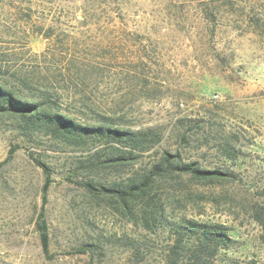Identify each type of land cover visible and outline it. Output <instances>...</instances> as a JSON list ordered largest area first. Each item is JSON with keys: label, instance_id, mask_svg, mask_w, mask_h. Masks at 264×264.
<instances>
[{"label": "rangeland", "instance_id": "1", "mask_svg": "<svg viewBox=\"0 0 264 264\" xmlns=\"http://www.w3.org/2000/svg\"><path fill=\"white\" fill-rule=\"evenodd\" d=\"M0 83L49 117L129 133L65 138L0 115V264H164L188 221L227 228L212 264H264V0H0ZM165 152L230 176L164 171L124 211L114 190Z\"/></svg>", "mask_w": 264, "mask_h": 264}, {"label": "trees", "instance_id": "2", "mask_svg": "<svg viewBox=\"0 0 264 264\" xmlns=\"http://www.w3.org/2000/svg\"><path fill=\"white\" fill-rule=\"evenodd\" d=\"M6 112L17 115V117L26 121L25 123L29 124L32 128H46V130L53 128L51 132L57 135H63L65 138H69V136L75 138L77 130L85 134L94 132L97 136L103 135L115 140H127L126 137L129 135V133H123L105 127L94 129L76 126L59 116L49 117L42 111H39L37 105H31L28 102L21 101L6 88L4 83H0V115ZM129 140H132L131 142L133 144L138 145L141 143L139 138ZM121 160L126 159L119 157L117 160L111 159L110 161L119 162ZM117 164L120 165L123 163L119 162ZM37 165L43 169L46 175L45 183L42 187V205L44 206L46 204V194L51 183V174L49 169L42 163L37 161ZM164 171L169 173L176 172L177 174H189L195 180L203 182L223 180L230 176L229 173H224L219 170L201 169L195 163L181 162L177 155L165 152L162 154L160 161L152 166L148 176L135 177L128 184L120 187L121 189L114 190L116 195L121 199L123 210L127 211L130 209V204L133 201L139 200L141 197L147 195L152 187L151 176L156 175L161 177ZM84 188L88 192L98 190L91 181L85 183ZM148 204L147 202L143 206L142 212L144 217L155 222L161 214V211L156 206H153V204ZM43 206L37 216L36 230L39 233L42 253L48 256L50 251V236ZM172 234L174 236L172 239L173 243L163 261L164 264H212L214 257L229 248L231 240L227 233V228L218 223L188 221L186 224H181L172 229ZM80 250L84 253L93 252V250H96V246L93 244H83Z\"/></svg>", "mask_w": 264, "mask_h": 264}]
</instances>
